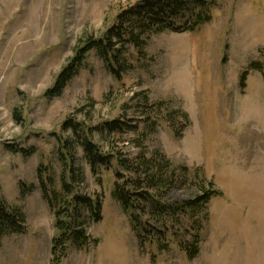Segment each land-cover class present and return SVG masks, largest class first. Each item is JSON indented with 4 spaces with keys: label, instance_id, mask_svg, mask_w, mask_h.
Instances as JSON below:
<instances>
[{
    "label": "rangeland",
    "instance_id": "rangeland-1",
    "mask_svg": "<svg viewBox=\"0 0 264 264\" xmlns=\"http://www.w3.org/2000/svg\"><path fill=\"white\" fill-rule=\"evenodd\" d=\"M211 1L210 22L193 32L152 34L145 56L132 50L136 68L122 81L91 50L62 94L53 97L45 93L81 39L112 25L127 1L0 0V204L21 209L26 225V232L1 239L0 264H54L55 216L38 171L47 169L61 189L63 141L76 140L65 121L95 126L125 117L145 133H95L94 139L105 151L114 139V147L129 157L165 154L181 179L163 200L194 199L199 188L188 176L197 168L222 192L200 214L199 254L189 257L172 235L191 240L190 217L170 230L168 249L160 250L157 241L142 248L114 196L116 162L94 175L76 144L75 165L84 181L75 183V191L102 198V219L95 222L86 213L85 226L98 243L71 245L58 264H264V0ZM153 117L155 126L148 122ZM9 144L33 152L26 156ZM30 184L35 189L23 194Z\"/></svg>",
    "mask_w": 264,
    "mask_h": 264
},
{
    "label": "trees",
    "instance_id": "trees-1",
    "mask_svg": "<svg viewBox=\"0 0 264 264\" xmlns=\"http://www.w3.org/2000/svg\"><path fill=\"white\" fill-rule=\"evenodd\" d=\"M126 6H120L112 25L97 36H87L81 39V43L75 51L70 62L59 73L55 84L46 91L47 96H60L70 80L78 73L86 55L91 50H96L104 61L107 70L117 81H122L124 75L136 68L133 52L145 56L144 48L152 34L162 31H195L199 26L212 20L211 0H126ZM252 67L262 70L261 65L252 63ZM245 72L243 85L245 84ZM164 102H160L163 105ZM93 105V104H92ZM181 112V111H180ZM18 111L15 110V118L18 121ZM188 124V115L183 113ZM149 118V117H148ZM151 126L157 125L156 117L148 121ZM147 122V123H148ZM64 129H71L76 140L63 141L62 161L66 174L61 180V189L55 187V177L47 173V169L39 168L38 178L43 197L54 211L55 227L57 234L53 238L52 262L60 263L68 254L71 245L79 249L87 248L92 242L98 240L88 233L85 223L86 213L90 214L93 221L102 219V198L75 191V183L84 181L82 170L75 165L76 144L81 145L87 162L94 175L100 174L102 169L111 168L113 162L117 164L115 171L116 182L114 196L119 201L123 211L130 216L131 226L140 238V246L145 243L157 241L160 250L168 249L170 230L177 224H183L186 217L193 219L194 224L187 230H195L192 239H181L177 232L179 245L186 250L189 257L194 258L199 254L201 230L203 219L200 214L208 206L211 198L221 195L222 192L215 186L212 180H208L201 169H196L191 175L192 184L198 186L199 191L194 199H189L171 204L169 200H163L170 190L179 186L180 176L178 168L166 157L165 154L155 151L150 157L138 154L135 157L124 155L120 149L114 147V139L111 140V148L103 150L95 141V133L102 135L110 133L111 136L123 135L130 131H136L142 135L144 128L132 124V119L122 120L114 118L98 125H82L75 120L67 119ZM182 136L181 130L175 131ZM14 152H22L26 156L32 154V150L15 145H7ZM186 174L190 170L184 167ZM197 182V183H195ZM35 189L34 184L23 186L21 192L27 193ZM26 232L25 214L21 209H11L5 202L0 204V241L9 233ZM173 239V237H171Z\"/></svg>",
    "mask_w": 264,
    "mask_h": 264
}]
</instances>
